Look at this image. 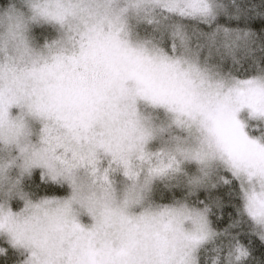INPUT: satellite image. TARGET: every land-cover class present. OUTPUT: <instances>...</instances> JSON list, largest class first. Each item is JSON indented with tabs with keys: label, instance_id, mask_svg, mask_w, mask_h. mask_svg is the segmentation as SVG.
<instances>
[{
	"label": "snow or ice",
	"instance_id": "1",
	"mask_svg": "<svg viewBox=\"0 0 264 264\" xmlns=\"http://www.w3.org/2000/svg\"><path fill=\"white\" fill-rule=\"evenodd\" d=\"M0 264H264V0H0Z\"/></svg>",
	"mask_w": 264,
	"mask_h": 264
},
{
	"label": "clouds",
	"instance_id": "2",
	"mask_svg": "<svg viewBox=\"0 0 264 264\" xmlns=\"http://www.w3.org/2000/svg\"><path fill=\"white\" fill-rule=\"evenodd\" d=\"M33 135H34V131L32 133V136ZM32 136L30 137V139H32ZM36 140L32 139V141L34 143L36 142ZM12 154L13 155L17 154L16 149H13ZM12 174L14 175L15 171ZM186 180H187V178H185V183H186ZM80 186H81L80 195L86 199L93 190L91 179L85 175H82L81 181H80ZM114 187L116 190V192H115L116 197H117V199H119L121 201L124 200L125 198L134 199V198L140 196V191H139L138 187H136L134 185V182L128 178H126V180H124L119 185L117 183H115ZM68 189H69V191L66 193V195L71 196L72 195V188L69 186ZM149 201L154 202V203H161V201L155 200V198L152 196L151 191H149V193H147V195L145 197V203H148Z\"/></svg>",
	"mask_w": 264,
	"mask_h": 264
},
{
	"label": "rangeland",
	"instance_id": "3",
	"mask_svg": "<svg viewBox=\"0 0 264 264\" xmlns=\"http://www.w3.org/2000/svg\"><path fill=\"white\" fill-rule=\"evenodd\" d=\"M12 113L15 114L17 112V109L16 108H13L11 109ZM32 127L34 129V135L32 136V139L33 140H36L37 139V131H38V128H39V124L36 123V122H32ZM160 144V141H154L153 142V145L155 146H159ZM151 146V145H150ZM15 170H13L14 172ZM112 178L114 179V182L117 183L118 185L120 183H122L124 180H126L125 177H123L122 173H120L119 171L115 172V173H112ZM158 183H162L161 181H158ZM69 191V189L67 187H65V192L67 193ZM82 219H87L86 216H82Z\"/></svg>",
	"mask_w": 264,
	"mask_h": 264
}]
</instances>
